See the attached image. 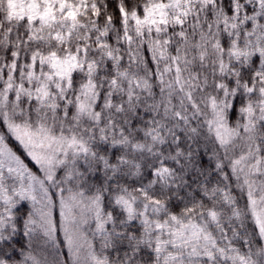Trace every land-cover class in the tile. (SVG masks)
<instances>
[{
    "label": "snow or ice",
    "instance_id": "1",
    "mask_svg": "<svg viewBox=\"0 0 264 264\" xmlns=\"http://www.w3.org/2000/svg\"><path fill=\"white\" fill-rule=\"evenodd\" d=\"M113 2L0 0V264H264V0Z\"/></svg>",
    "mask_w": 264,
    "mask_h": 264
},
{
    "label": "trees",
    "instance_id": "2",
    "mask_svg": "<svg viewBox=\"0 0 264 264\" xmlns=\"http://www.w3.org/2000/svg\"><path fill=\"white\" fill-rule=\"evenodd\" d=\"M110 7L113 8V9L115 8V3L113 2V0H110ZM235 118L236 117L233 115L232 116V119L235 120ZM203 163L204 164H207L208 163L207 158L204 159ZM25 204H27V202H25ZM63 258L64 259H68L69 258L68 255H67V249L66 248L64 249V257Z\"/></svg>",
    "mask_w": 264,
    "mask_h": 264
}]
</instances>
